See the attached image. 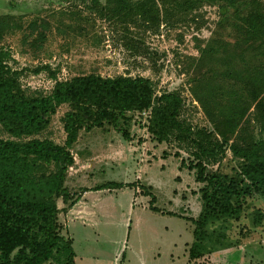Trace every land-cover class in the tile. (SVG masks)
<instances>
[{
	"label": "rangeland",
	"instance_id": "rangeland-1",
	"mask_svg": "<svg viewBox=\"0 0 264 264\" xmlns=\"http://www.w3.org/2000/svg\"><path fill=\"white\" fill-rule=\"evenodd\" d=\"M249 1L120 0L115 6L114 0H0V51L28 94L49 93L56 81L89 73L143 76L157 93H180L183 114L195 127L211 128L206 111H225L236 102L247 113L244 120L251 115L245 78L236 71L262 58L250 50L242 57L235 28ZM65 110L60 106L38 136L62 142ZM127 115L117 127L105 122L81 129L72 149L65 180L71 191L138 183L128 192L95 190L108 200L85 226L87 233H78L74 264H264V192L243 190L242 159L227 150L218 164L206 166L223 186L237 183L239 196L230 198L234 215L208 216L203 256L188 260L195 225L185 217L203 212V183L188 167L193 156L174 142L153 139L144 127L147 112ZM243 123L254 140L264 138L258 122ZM0 138L13 137L0 125Z\"/></svg>",
	"mask_w": 264,
	"mask_h": 264
},
{
	"label": "trees",
	"instance_id": "trees-1",
	"mask_svg": "<svg viewBox=\"0 0 264 264\" xmlns=\"http://www.w3.org/2000/svg\"><path fill=\"white\" fill-rule=\"evenodd\" d=\"M210 1L235 5L238 0ZM114 2L115 6L120 4V0ZM248 3L235 26L244 44L240 45L241 55L250 50L262 60L245 63L236 72L245 78L246 94L253 102L251 115L244 120L247 113L236 102L225 111L205 110L211 128L195 127L183 114L180 93H157L151 80L143 76L103 77L89 73L56 81L49 93L28 94L18 71L7 65L0 51V125L13 137L0 138V264H74L72 239L63 233L59 220V213L66 208L60 209L58 200L70 206L86 190L132 187L138 183L106 182L70 192L65 180L74 163L72 149L81 129L90 130L105 122L117 127L120 120L128 118L127 113L147 112L144 127L153 139L174 142L193 156L188 167L203 183V212L198 218L185 217L195 225L188 260L203 256L208 216L234 215L230 198L239 196L237 183L223 186L216 181L214 172L206 171L208 164H218L229 150L242 159L238 176L243 190L264 192V138L254 140L243 123L254 120L264 129V1ZM242 5L247 6L245 0ZM63 105L64 140L57 143L39 137ZM122 134L129 137L126 130ZM185 164L182 158L180 166ZM144 190L151 194L146 187ZM154 201L151 194L150 208L157 210L152 206Z\"/></svg>",
	"mask_w": 264,
	"mask_h": 264
},
{
	"label": "crops",
	"instance_id": "crops-1",
	"mask_svg": "<svg viewBox=\"0 0 264 264\" xmlns=\"http://www.w3.org/2000/svg\"><path fill=\"white\" fill-rule=\"evenodd\" d=\"M90 188V186H87ZM126 192L130 190V187H125ZM70 192H75L76 190H70ZM102 192L108 190H99ZM109 193V192H106ZM129 198V206L131 209L135 208V199L131 200ZM108 200V195L102 194L100 192H95V190H86L81 193L80 198L74 202L72 205L68 206L64 204L60 199V205L58 207L60 209L66 208L65 211H61L59 213V220L64 226L63 233L70 236L72 239V245L75 242L76 237H78L83 233H87L85 230V226H92V221H96L98 219L97 215L104 211L102 209L105 205V202ZM132 201V203H130ZM106 206V205H105ZM109 209V208H108ZM107 212V211H106ZM106 219H109L108 217Z\"/></svg>",
	"mask_w": 264,
	"mask_h": 264
}]
</instances>
